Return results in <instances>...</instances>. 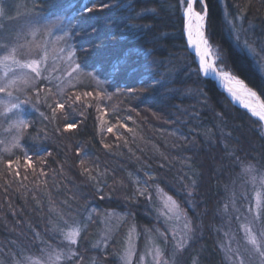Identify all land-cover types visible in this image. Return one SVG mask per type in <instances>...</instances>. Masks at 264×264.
<instances>
[{
  "label": "trees",
  "instance_id": "trees-1",
  "mask_svg": "<svg viewBox=\"0 0 264 264\" xmlns=\"http://www.w3.org/2000/svg\"><path fill=\"white\" fill-rule=\"evenodd\" d=\"M94 2L101 0H17L25 4L23 12L13 3L0 19V56L12 45H25L17 53L21 61L36 58L27 54L30 23L42 17L62 22L74 61L85 74L83 81L67 86L31 73L34 84L19 85L10 97L21 110L8 112L0 103V264L59 244L70 224L89 214L76 254L58 264H117L128 223L123 222L135 223L142 239L156 224L157 186L188 210L198 229L192 257L200 252L199 264H223L216 236L225 212L245 208L255 188L243 169L264 172L262 123L233 104L214 79L193 73L198 61L193 63L195 54L186 47L178 0H103L111 6L81 17V5ZM207 3L210 43L225 68L264 100V73L256 62L264 59V0ZM131 24L146 26L129 32ZM126 56L127 64L114 72ZM140 88L148 90L128 91ZM76 95L81 100L66 102L53 119L52 107ZM16 112L28 127L20 146L12 147L17 130L6 127ZM67 123L77 126L64 131ZM26 157L32 167H26ZM138 189L147 191L140 195ZM102 211L127 216L105 248L93 246Z\"/></svg>",
  "mask_w": 264,
  "mask_h": 264
},
{
  "label": "snow or ice",
  "instance_id": "snow-or-ice-1",
  "mask_svg": "<svg viewBox=\"0 0 264 264\" xmlns=\"http://www.w3.org/2000/svg\"><path fill=\"white\" fill-rule=\"evenodd\" d=\"M178 4L180 8H182V15L184 19L183 31L186 32L187 41L186 47H190L195 52V57H193V63H196L198 58V66L192 69L193 73L199 75L200 72H203L205 75L209 73H214L220 81L224 84L228 93L231 96L238 100L244 108L248 109L252 116L257 117L260 121H264V100H261L260 96L254 91L251 87H249L244 80L240 79L238 76L234 75L230 71H225L223 68L217 67V62L224 63L219 52L214 49L212 44L210 43V39L207 35V18H208V3L207 0H178ZM199 5L200 10H196V6ZM111 5L101 2L97 5V3H93L92 6L89 4H82L79 12L81 17H87V14L94 13L97 10V7H110ZM2 11V10H0ZM145 11H149L145 9ZM135 16H129V20H135ZM56 26V24H44L39 28H30L29 34L33 36V41L30 42V47H28L27 54L29 57L36 56L38 58H30L26 62H22L20 59H17V53L20 48H24L25 45H16L11 48H8L6 53L3 56H0V69H4V76L0 78L3 82L0 83V93H6L8 97L12 96V92L9 89L18 88L20 84L24 85H32L34 84V78L30 76L29 71L31 73H35L36 76L41 75V65L45 63L51 55H55L57 53H67L64 59L68 62L71 67V71L74 73L81 71V65L79 63H74L73 57L75 56V51L71 48H63L59 47L61 42L67 44L66 37L69 35L67 31L63 33L62 36H57L54 40L50 42H37L35 40L36 35L41 31V28L44 30L45 35H51L52 29ZM146 25H137L131 24L128 27L129 32H132L133 29L145 27ZM95 31V29H93ZM134 34V33H133ZM49 44L51 45V52L49 51ZM7 47V46H3ZM128 62V57L122 58L116 65L113 66L114 72L121 71V66L126 65ZM155 63V61H153ZM18 69L19 71L14 70ZM135 71V69H133ZM9 73H11L9 75ZM71 75V73H69ZM91 75V74H89ZM94 78V77H93ZM100 83V82H98ZM157 84H161L160 80L156 81ZM151 87V85H150ZM148 89L140 88V89H129V92H145ZM63 92V88L60 89ZM93 93L86 92L85 96H92ZM97 99L101 98V93H96ZM81 100L80 95H76L74 100L71 96L68 97V101L57 102L54 107H52V118H56L57 111H63L66 102H78ZM19 105L16 103H10L6 106V111L11 112L13 109H18ZM3 113H0L2 115ZM14 122L12 127L17 130V134L12 140V147L20 146V136L23 134V129L28 127V124L20 118L19 112L14 113ZM104 123V121H101ZM75 123H67L64 126V131H69L76 128ZM121 127H127L126 125H121ZM108 132H113V127L107 128ZM128 131H132L128 129ZM105 148H108L109 145L105 144ZM6 151H10V149H6ZM51 155V153H49ZM41 159H43L41 157ZM17 163H19L17 161ZM80 163L83 165L85 161L81 159ZM26 167H32L31 157L25 158ZM9 168L12 167V162L9 161ZM85 172H89V169L85 168ZM245 175L251 177V182L256 183L257 177L253 175L254 169L252 167H247L243 169ZM18 174V173H17ZM43 174V172H41ZM90 174V173H89ZM26 178V177H25ZM91 178V177H90ZM152 177H150L151 179ZM194 183V182H193ZM259 183L261 187H264V176H261L259 179ZM158 192L162 193V189H159L157 186L156 189ZM140 195H145L146 189H138L137 190ZM260 194L257 193V205L254 210L255 218H259L260 213L262 211L260 199ZM101 199L104 197L101 196ZM164 205L168 209L169 212H172L175 209H179V204L177 201L173 199L172 196H165ZM170 206V207H169ZM93 212L96 210L93 209ZM182 211V210H181ZM253 212V209L249 210ZM177 219L180 218L179 213L176 216ZM92 219L91 214H89L88 218L84 221L80 222L81 226H76L70 228L67 232H63L64 239L68 242L69 245H75L77 243V239L81 236L82 231H86L88 226V221ZM249 222L248 224L242 225L245 233V239L247 244L251 246V249L254 251L256 255H258L262 260H264V229H261L259 232H256L251 226ZM159 231V230H157ZM194 229L192 228L191 221L185 220L184 222V232L180 239L177 240L175 234L173 235V240L176 241L174 248L176 251H180L185 248L189 240H192ZM160 236L164 239L167 237L164 236L163 233H160ZM106 243V241H105ZM126 243L128 245L125 250L126 254L122 256L125 264H131L130 257L133 254V245H132V236L131 234L128 236ZM98 246V245H97ZM153 259L155 264H167L166 261H163L161 258L163 256V249L160 247L154 248ZM75 255V252L69 248V252L67 254V258L71 259ZM64 258V253L61 251L58 254H48V262L49 264H58V262ZM143 259V258H141ZM35 264H40L39 261H36ZM243 264V261L240 262Z\"/></svg>",
  "mask_w": 264,
  "mask_h": 264
},
{
  "label": "rangeland",
  "instance_id": "rangeland-1",
  "mask_svg": "<svg viewBox=\"0 0 264 264\" xmlns=\"http://www.w3.org/2000/svg\"><path fill=\"white\" fill-rule=\"evenodd\" d=\"M17 0H6L5 7L2 4V0L0 2V19L4 15H7V10L12 7L13 3H16ZM17 4V3H16ZM10 6V7H9ZM25 7V4H17L16 8L17 10H21L23 12V8ZM14 9V8H13ZM196 10L199 11L200 7L199 5L196 6ZM40 18V16H39ZM41 22L30 23L29 24V30L30 28H39L41 25L44 24H56V26L52 29L51 35H45L44 30L41 28V31L36 35L35 40L37 42H50L54 40L57 36H62L65 31H67V26H62V22H54V20H49L44 17L40 18ZM28 20V19H27ZM34 20V19H33ZM68 32V31H67ZM30 35V34H29ZM33 41V36L30 35ZM67 44H64L61 42L59 47L63 48H71L73 50L72 45L69 44L68 38L66 37ZM13 47L10 46L9 48ZM7 49V48H5ZM215 49V48H214ZM49 51L51 52V45L49 44ZM6 52L2 53L1 56H3ZM65 53H57L55 55H51L50 58L41 65V75L37 76L39 78H43L46 82H52L54 84L60 85L61 81L66 82L67 86L71 85H77V83L83 81L85 74L82 72L74 73L71 71V67L69 66L68 62L64 59L66 56ZM252 56L256 58V55L254 52H252ZM222 57V56H221ZM263 57V56H262ZM261 57V58H262ZM34 58V57H33ZM38 58V57H36ZM198 59V58H197ZM75 60V56L73 57V61ZM26 62V61H22ZM257 65L259 69L264 73V59H256ZM75 63V61H74ZM14 70L19 71L18 69ZM217 67L223 68L225 71H228L224 63L217 62ZM29 71L30 70H25ZM71 73V75H69ZM11 73H9L10 75ZM0 76L1 78L4 76V69H0ZM3 81L1 80L0 83ZM21 85V84H20ZM24 84H22L23 86ZM220 88L224 91V93L229 97V99L232 101L233 104L238 103L236 99H234L228 91L224 90L223 86L219 85ZM15 88L9 89L13 93ZM0 103L3 105H9L12 102L10 97L7 96L6 93L0 94ZM16 104L19 105L18 109L15 110H21V103L16 102ZM236 105V104H235ZM238 106V105H236ZM243 106V105H242ZM240 108H243L241 106H238ZM246 111H248L250 114L251 112L243 108ZM11 111V112H12ZM20 114V118L25 121L24 116ZM40 115V114H39ZM252 115V114H251ZM254 117V116H253ZM257 118V117H255ZM15 117L9 122L7 125V129H13L12 124L14 122ZM258 119V118H257ZM259 120V119H258ZM260 121V120H259ZM262 123V126L264 128V122L260 121ZM15 129V128H14ZM253 175L257 177L256 183L251 182L250 177V184L253 186L255 184V188L252 191V199L251 201L246 200L245 208H239L237 206H232V208H236L238 210L234 209V212L229 214L227 211L225 212V216L223 217L224 223L221 225V231L220 234L217 233L216 236V244L218 246V249L221 253L222 262L223 264H240L241 261H243V264H264V260H262L258 255L254 253V251L251 249V246L247 244V241L245 239V233L242 225L250 223V226L256 231L259 232L261 229H264V187H261L259 183V179L261 176H264L263 173H256L254 172ZM257 193L260 194V204L262 211L260 213L259 218H255L254 210L256 209L257 205ZM165 196H170L165 191L158 192L156 190L155 198H156V204L153 205V208L155 210V220L156 224H154L153 227L146 228L145 230V236L142 239L141 238V232L138 229L137 225L135 223H132L131 221L127 220L123 223L128 222L124 228L123 232L119 239V246L117 248V264H125L124 260L122 259V256L126 254L125 250L127 249L128 245L126 243V240L128 236L131 234L132 236V245H133V254L130 257L131 264H155L153 255H154V248L160 247L163 249V256L162 260L166 261L167 264H199V260L201 259L200 252L196 255V257H192V250L194 245L196 244V238L199 235L198 229L195 226V223L193 222V219L188 213V210L185 209L179 201L177 203L179 204V209H175L172 212H169L168 209L164 205V199ZM247 197V195H246ZM170 207V206H169ZM253 209V212H250L249 210ZM182 210V211H181ZM177 213H179L180 218L177 219ZM99 233L98 237L95 239L93 246H101L102 248H105L108 246V243L112 240L118 229L120 228L121 222L126 218V215H120L117 212H110V211H102L99 212ZM185 220L191 221L192 228L194 229L193 232V239L189 240L185 248L181 249L180 251H176L174 248V245L176 243L175 240H173V235L175 234L177 240L181 238L184 232V222ZM81 226L78 223H71L68 229L65 231L67 232L70 228ZM159 230V231H157ZM160 233H163L167 239H164L160 236ZM79 239V238H78ZM77 239V241H78ZM106 241V243H105ZM77 244V243H76ZM69 248L73 252L76 251L74 249V245H69L68 242L63 238L57 245H51L48 248H44V250L36 256L28 257L27 259H24L23 261H17L12 264H35L36 261H39L40 264H49L48 262V254L51 253L53 255L60 253L61 251L64 253V258H62L58 263H61L65 260H68L67 254L69 252ZM190 255L192 258H190ZM143 258V259H141Z\"/></svg>",
  "mask_w": 264,
  "mask_h": 264
},
{
  "label": "water",
  "instance_id": "water-1",
  "mask_svg": "<svg viewBox=\"0 0 264 264\" xmlns=\"http://www.w3.org/2000/svg\"><path fill=\"white\" fill-rule=\"evenodd\" d=\"M207 77H210V78H212V79H214L218 84H220L219 83V80L216 78V77H214V76H212V75H206ZM240 78V77H239ZM240 79H242V78H240ZM243 80V79H242ZM246 83V82H245ZM247 84V83H246ZM248 85V84H247ZM249 86V85H248ZM250 87V86H249ZM254 90V89H253ZM255 91V90H254ZM257 94H258V92H257ZM259 95V94H258ZM260 96V95H259ZM260 98H261V100H263L262 99V97L260 96ZM236 105H238V106H241V107H243L242 105H240V104H238V103H235ZM244 108V107H243Z\"/></svg>",
  "mask_w": 264,
  "mask_h": 264
},
{
  "label": "bare ground",
  "instance_id": "bare-ground-1",
  "mask_svg": "<svg viewBox=\"0 0 264 264\" xmlns=\"http://www.w3.org/2000/svg\"><path fill=\"white\" fill-rule=\"evenodd\" d=\"M194 52V51H193ZM195 53V52H194ZM208 75H212L214 77H216L219 80V83L221 86H223L224 90H226L224 84L220 81V79L214 74V73H209ZM223 91V90H222ZM227 91V90H226ZM230 94V93H229ZM231 95V94H230ZM238 102V104L242 105L238 100H236ZM264 122V121H263Z\"/></svg>",
  "mask_w": 264,
  "mask_h": 264
}]
</instances>
